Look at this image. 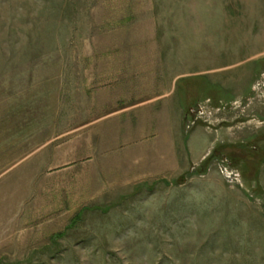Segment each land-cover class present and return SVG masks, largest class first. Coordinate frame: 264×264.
I'll return each mask as SVG.
<instances>
[{
	"label": "rangeland",
	"instance_id": "obj_1",
	"mask_svg": "<svg viewBox=\"0 0 264 264\" xmlns=\"http://www.w3.org/2000/svg\"><path fill=\"white\" fill-rule=\"evenodd\" d=\"M0 264H264V0H0Z\"/></svg>",
	"mask_w": 264,
	"mask_h": 264
},
{
	"label": "crops",
	"instance_id": "obj_2",
	"mask_svg": "<svg viewBox=\"0 0 264 264\" xmlns=\"http://www.w3.org/2000/svg\"><path fill=\"white\" fill-rule=\"evenodd\" d=\"M174 92L175 91H173L172 93L170 92L171 96L175 94ZM171 101H174V100H171ZM167 110H169L168 111L169 113L174 112L175 118L178 117L179 111H181L177 101H175V103L172 102L167 107ZM162 124H163L161 128L162 138L160 140L158 139L155 141L157 143H160V146H158L157 148H155L154 151H152L153 152L152 154H154V156H158L160 161L156 162L157 164H154L153 167H155L156 172H158L157 174L162 175V176H170L171 178V177L177 176L179 171L181 169H184L185 167L184 165L180 166V162H179L180 158H183L184 149L181 148V145L179 146V142H180V139H182V137H180L178 133V124L174 126L172 125V123H169L168 121H166V119H164ZM200 136L201 135L199 133V136L195 134L194 136L189 138L191 139L190 140V150L191 152H193L194 155L196 154L194 151V149L196 148L194 144L198 143V145L199 144L203 145L201 142ZM181 153H182V157L180 155ZM196 157H200V156L197 154ZM202 182L208 183L206 179H204Z\"/></svg>",
	"mask_w": 264,
	"mask_h": 264
},
{
	"label": "built area",
	"instance_id": "obj_3",
	"mask_svg": "<svg viewBox=\"0 0 264 264\" xmlns=\"http://www.w3.org/2000/svg\"><path fill=\"white\" fill-rule=\"evenodd\" d=\"M222 169L226 173V175L228 176L229 180H231L232 182L235 180H240L241 175H240V172L238 170L232 169V168L227 167V166L222 167Z\"/></svg>",
	"mask_w": 264,
	"mask_h": 264
}]
</instances>
